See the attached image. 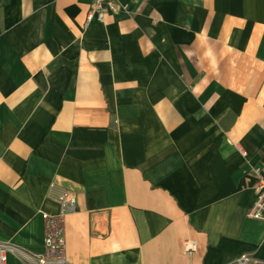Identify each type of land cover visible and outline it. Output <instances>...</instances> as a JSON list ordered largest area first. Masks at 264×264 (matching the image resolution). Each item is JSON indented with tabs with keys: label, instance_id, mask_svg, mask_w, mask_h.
<instances>
[{
	"label": "crops",
	"instance_id": "crops-1",
	"mask_svg": "<svg viewBox=\"0 0 264 264\" xmlns=\"http://www.w3.org/2000/svg\"><path fill=\"white\" fill-rule=\"evenodd\" d=\"M116 3L0 0V244L42 253L67 190L68 264L264 263V0Z\"/></svg>",
	"mask_w": 264,
	"mask_h": 264
},
{
	"label": "built area",
	"instance_id": "built-area-1",
	"mask_svg": "<svg viewBox=\"0 0 264 264\" xmlns=\"http://www.w3.org/2000/svg\"><path fill=\"white\" fill-rule=\"evenodd\" d=\"M119 6L116 0H90V10L87 21L95 20L103 22L107 13H117ZM256 182L253 186L255 201L248 211V218L264 220V172L260 168H254ZM53 186L51 185V188ZM58 205L56 214L43 213L45 236L43 240L44 251L40 254L16 250L9 245L0 244V264L7 263V252H16L25 264H68L66 261V243L64 238V223L68 214L77 209L75 194L67 190H61L56 196ZM182 250L185 255H192L197 251V243L193 239H185L182 242ZM230 264H264L247 254L239 256Z\"/></svg>",
	"mask_w": 264,
	"mask_h": 264
},
{
	"label": "rangeland",
	"instance_id": "rangeland-1",
	"mask_svg": "<svg viewBox=\"0 0 264 264\" xmlns=\"http://www.w3.org/2000/svg\"><path fill=\"white\" fill-rule=\"evenodd\" d=\"M21 251V250H20ZM36 254V253H35ZM18 255V254H17Z\"/></svg>",
	"mask_w": 264,
	"mask_h": 264
}]
</instances>
